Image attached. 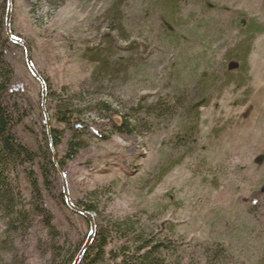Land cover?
Here are the masks:
<instances>
[{
	"label": "rangeland",
	"instance_id": "1",
	"mask_svg": "<svg viewBox=\"0 0 264 264\" xmlns=\"http://www.w3.org/2000/svg\"><path fill=\"white\" fill-rule=\"evenodd\" d=\"M12 29L48 83L57 157L75 204L95 206L97 231L128 221L178 257L203 246L227 264H264V0H14ZM0 52L15 134L38 153L44 204L60 244L74 248L89 225L60 202V177L46 167L40 85L22 49L0 43ZM70 99L86 106L85 121L124 116L134 131L89 126L69 158L74 132L59 109ZM98 102L110 112L95 110ZM4 230L0 220V264H51L47 251L27 247L41 225L16 251ZM123 245L111 233L95 264H116Z\"/></svg>",
	"mask_w": 264,
	"mask_h": 264
},
{
	"label": "trees",
	"instance_id": "2",
	"mask_svg": "<svg viewBox=\"0 0 264 264\" xmlns=\"http://www.w3.org/2000/svg\"><path fill=\"white\" fill-rule=\"evenodd\" d=\"M6 3L7 0L0 2V43H2V46L12 44L5 33ZM10 76H12L10 65L4 60L3 54L0 52V220L3 221L5 227L1 237L5 245L11 247L10 251L13 248L16 251L17 246L21 247L28 238L32 239L31 230L38 223L43 227L44 234L30 240L27 245L28 249L30 248L32 252L47 251L51 264H72L86 237L76 247L69 249H66L64 245L62 246L58 240L59 234L54 226L53 216L44 204L41 186L35 171L39 155L23 144L16 136L17 118L14 119L12 111L4 101V96L8 94V88L11 84ZM16 93H18L17 96L20 95V92L15 91ZM14 106L17 107L18 104L14 103ZM76 107L78 106L72 104L70 99L67 102L62 101L59 109V117L74 132L73 138L68 144L67 154L69 158L75 157L82 149V134L86 133L89 126L91 129L95 128V132L100 126L105 125L107 127L110 124L113 125V128L109 130L111 133L117 131L128 134L134 131L129 118L120 116L117 123L112 117H106V114L97 121L87 122L81 118L83 116L81 108L86 106L80 104L79 107L81 108ZM94 108L100 113L110 112L109 105L106 102H98ZM20 119L18 120L19 123L22 122ZM43 125L44 147H40V149L43 157L46 158L48 171L57 175L52 163V153L49 149L44 120ZM97 133L99 134V132ZM52 137L56 148L59 138L57 131L54 129H52ZM107 138L105 134L103 139L106 140ZM58 162L67 174L64 162L59 160ZM46 167L42 168L45 180L49 176ZM20 175L24 176L28 183L30 200H27L21 189ZM58 199L65 205L61 190ZM79 206L92 213L96 212L93 205ZM113 232L119 234L121 240L124 241V245L119 249L115 258L116 264H227V258L224 257L223 251L217 252L212 247L203 250V246H200L197 251H184L178 257L169 245L149 240L135 224L128 221L111 222L106 228L98 231L95 242L87 252L83 264H95L103 259V250L107 245L110 234ZM94 252L95 255L92 257Z\"/></svg>",
	"mask_w": 264,
	"mask_h": 264
},
{
	"label": "water",
	"instance_id": "3",
	"mask_svg": "<svg viewBox=\"0 0 264 264\" xmlns=\"http://www.w3.org/2000/svg\"><path fill=\"white\" fill-rule=\"evenodd\" d=\"M13 12H14V0H7L6 3V14H5V33L7 35V38L10 40L12 44L15 46L21 48L24 53V59H25V65L31 74V76L36 80L41 89V111L44 118V124L46 129V136L48 139L49 149L52 153V163L55 167V170L57 174L60 177L61 180V188H62V194L64 197L65 206L74 214H77L84 218L88 225H89V232L86 236V239L79 250L77 256L75 257L72 264H82L87 252L92 247V245L95 242V239L97 237V222L95 214L79 207L75 202L72 200L71 192L69 189V180L64 172V170L61 168L57 152L54 146V141L52 137V121L51 117L49 115V112L47 110V100H48V84L45 80V78L41 75V73L38 71L33 55H32V49L29 43L24 40L21 37H18L14 34L12 29V20H13Z\"/></svg>",
	"mask_w": 264,
	"mask_h": 264
}]
</instances>
